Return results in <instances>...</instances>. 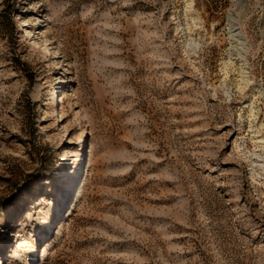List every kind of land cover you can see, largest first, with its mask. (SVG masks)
Listing matches in <instances>:
<instances>
[{
	"label": "rangeland",
	"instance_id": "obj_1",
	"mask_svg": "<svg viewBox=\"0 0 264 264\" xmlns=\"http://www.w3.org/2000/svg\"><path fill=\"white\" fill-rule=\"evenodd\" d=\"M0 264H264V0H0Z\"/></svg>",
	"mask_w": 264,
	"mask_h": 264
},
{
	"label": "bare ground",
	"instance_id": "obj_2",
	"mask_svg": "<svg viewBox=\"0 0 264 264\" xmlns=\"http://www.w3.org/2000/svg\"><path fill=\"white\" fill-rule=\"evenodd\" d=\"M190 8H191V7H190ZM236 32H237V31H236V28H234V27L232 26V27H231V33H232L233 37L238 38L239 35H238ZM56 93H57V92H56ZM56 93H55V95H56ZM44 224H47V221L44 222ZM49 227H51V225H50Z\"/></svg>",
	"mask_w": 264,
	"mask_h": 264
},
{
	"label": "water",
	"instance_id": "obj_3",
	"mask_svg": "<svg viewBox=\"0 0 264 264\" xmlns=\"http://www.w3.org/2000/svg\"><path fill=\"white\" fill-rule=\"evenodd\" d=\"M238 28L236 27V30H237Z\"/></svg>",
	"mask_w": 264,
	"mask_h": 264
}]
</instances>
